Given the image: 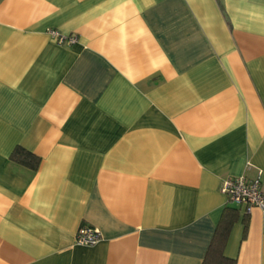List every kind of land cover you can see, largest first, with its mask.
<instances>
[{
	"label": "crops",
	"instance_id": "1",
	"mask_svg": "<svg viewBox=\"0 0 264 264\" xmlns=\"http://www.w3.org/2000/svg\"><path fill=\"white\" fill-rule=\"evenodd\" d=\"M259 170L264 0H0V264H203L229 206L225 255L264 264L220 190Z\"/></svg>",
	"mask_w": 264,
	"mask_h": 264
},
{
	"label": "built area",
	"instance_id": "2",
	"mask_svg": "<svg viewBox=\"0 0 264 264\" xmlns=\"http://www.w3.org/2000/svg\"><path fill=\"white\" fill-rule=\"evenodd\" d=\"M49 32L61 44L75 43L78 40L77 35H67L55 28L49 29ZM220 190L229 202L237 204L246 213H250L254 207H259L264 211V189L261 170L253 177L248 176L246 173L229 176L223 180ZM100 239L101 231L99 228L84 224L78 229L76 242L79 244H94Z\"/></svg>",
	"mask_w": 264,
	"mask_h": 264
},
{
	"label": "trees",
	"instance_id": "3",
	"mask_svg": "<svg viewBox=\"0 0 264 264\" xmlns=\"http://www.w3.org/2000/svg\"><path fill=\"white\" fill-rule=\"evenodd\" d=\"M11 158L33 169H37L41 162L39 155L21 145L15 147ZM238 217V208L233 206L225 208L203 264H236V259L226 256L224 249L232 226Z\"/></svg>",
	"mask_w": 264,
	"mask_h": 264
}]
</instances>
